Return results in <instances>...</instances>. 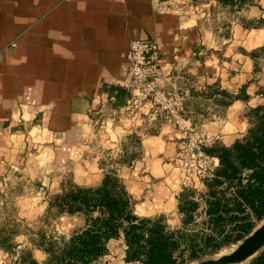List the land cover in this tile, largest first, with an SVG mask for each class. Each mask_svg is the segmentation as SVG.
<instances>
[{
	"label": "crops",
	"instance_id": "0c3cea01",
	"mask_svg": "<svg viewBox=\"0 0 264 264\" xmlns=\"http://www.w3.org/2000/svg\"><path fill=\"white\" fill-rule=\"evenodd\" d=\"M132 39L157 44L158 84L186 95L206 149L248 136L264 106V0H0V264L16 245L25 264H59L61 239L87 221L44 225L51 198L109 173L138 217L184 237L203 225L210 190L183 177L182 132L145 101L127 112ZM107 246L103 264H134L122 237Z\"/></svg>",
	"mask_w": 264,
	"mask_h": 264
},
{
	"label": "trees",
	"instance_id": "16d2710c",
	"mask_svg": "<svg viewBox=\"0 0 264 264\" xmlns=\"http://www.w3.org/2000/svg\"><path fill=\"white\" fill-rule=\"evenodd\" d=\"M205 151L218 157L219 166L206 180L210 193L198 232L184 237L158 221L138 217L120 179L109 173L98 187L70 183L51 198L42 221L65 214H81L87 221L85 228L61 239L54 259L59 264H103L100 258L108 253V242L122 237L128 263L188 264L241 242L264 220V106L257 109L246 139ZM198 208L194 202L183 207L187 223L195 222ZM2 233L7 234L4 244L11 233ZM38 235L42 240V232ZM248 264H264V251Z\"/></svg>",
	"mask_w": 264,
	"mask_h": 264
},
{
	"label": "built area",
	"instance_id": "2783aa9c",
	"mask_svg": "<svg viewBox=\"0 0 264 264\" xmlns=\"http://www.w3.org/2000/svg\"><path fill=\"white\" fill-rule=\"evenodd\" d=\"M129 91L127 112H132L141 102H147L155 114L172 122L184 137L179 153V168L185 179L207 180L219 166L218 157L205 151L210 140L205 138L186 115V95L181 91L167 90L158 84L160 51L154 41L132 39L128 51ZM4 188L7 183H4ZM23 247L16 245L7 264H25Z\"/></svg>",
	"mask_w": 264,
	"mask_h": 264
},
{
	"label": "water",
	"instance_id": "95a60500",
	"mask_svg": "<svg viewBox=\"0 0 264 264\" xmlns=\"http://www.w3.org/2000/svg\"><path fill=\"white\" fill-rule=\"evenodd\" d=\"M264 251V221L229 254L209 258L196 264H248Z\"/></svg>",
	"mask_w": 264,
	"mask_h": 264
},
{
	"label": "rangeland",
	"instance_id": "374dc122",
	"mask_svg": "<svg viewBox=\"0 0 264 264\" xmlns=\"http://www.w3.org/2000/svg\"><path fill=\"white\" fill-rule=\"evenodd\" d=\"M49 219H51V217H50ZM49 222H50L49 220H48V222H44V221H42V223H43L44 225H47L48 227L50 226V223H51V222H50V223H49ZM8 224H9V223H6V226H8ZM235 248H236V245H235V246H231V247L224 248V249L221 250L220 252H218V253H216V254H213V255H203V256H201L198 260L193 261V262L188 263V264H196V263H198V262H200V261H202V260L209 259V258H218V257H220V256H222V255H225V254H229V253H231Z\"/></svg>",
	"mask_w": 264,
	"mask_h": 264
}]
</instances>
